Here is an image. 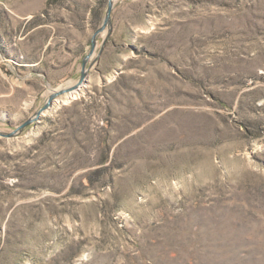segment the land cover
I'll return each instance as SVG.
<instances>
[{
	"label": "rangeland",
	"instance_id": "obj_1",
	"mask_svg": "<svg viewBox=\"0 0 264 264\" xmlns=\"http://www.w3.org/2000/svg\"><path fill=\"white\" fill-rule=\"evenodd\" d=\"M108 3L0 0V264H264V0Z\"/></svg>",
	"mask_w": 264,
	"mask_h": 264
},
{
	"label": "water",
	"instance_id": "obj_2",
	"mask_svg": "<svg viewBox=\"0 0 264 264\" xmlns=\"http://www.w3.org/2000/svg\"><path fill=\"white\" fill-rule=\"evenodd\" d=\"M113 7H114V0H109V3H108V11H107V15H106V19H105V26L107 24L110 23V19H111V13H112V10H113ZM96 36V35H95ZM95 46V41H93V48ZM90 58V56H87V58L85 59L84 61V66L82 67L83 68V78L84 76L86 75V72H85V67L87 65V62H88V59ZM61 94V93H59ZM58 94L51 96L50 98V101H49V104L51 103V101L54 99L55 96H57ZM13 134V133H12ZM10 136V135H9Z\"/></svg>",
	"mask_w": 264,
	"mask_h": 264
}]
</instances>
